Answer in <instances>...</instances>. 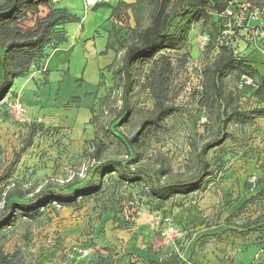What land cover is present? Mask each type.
<instances>
[{"label":"rangeland","instance_id":"1","mask_svg":"<svg viewBox=\"0 0 264 264\" xmlns=\"http://www.w3.org/2000/svg\"><path fill=\"white\" fill-rule=\"evenodd\" d=\"M78 1L73 0L70 7L78 9ZM229 1L233 3L232 24L223 36L237 54L264 66V16L248 20L247 12L235 7L246 6L245 0ZM45 13L42 10L39 17ZM140 19L143 25L148 24L146 12L141 13ZM33 20L29 18L26 26ZM130 20H122L118 27H134ZM178 22L173 19L172 23L175 26ZM207 41L204 28L194 25L187 48L181 52L189 54L187 65L176 70L173 82L175 112L140 164L155 170L167 168L169 174L162 182L191 178L197 170V150L214 135V127L199 113L194 95L200 90ZM175 56L178 54H172ZM120 57L121 53L118 60ZM100 76L93 112L86 120L74 100L60 107L64 97L61 94L56 98L57 76L51 75L49 83L44 73L32 80L27 75L15 81L12 93L0 104V178L7 175L0 184V199L1 192L14 183L34 196L48 185L56 192L75 177L84 179L86 168L92 164L84 156L87 144L100 137L101 127L119 120L116 114L121 106L120 87L105 69ZM70 79L63 83L67 94L71 90ZM142 83V74H137L130 117L119 127L127 137L138 130L145 112L151 109V99ZM78 90L77 87L75 91ZM247 98L241 101L244 110L255 106ZM101 100H106L108 106L103 112L98 108ZM69 107L75 110L71 115ZM68 120L76 125H61V121ZM227 132L231 136L208 153L213 175L203 191L176 197L156 211V203L141 185L120 186L114 175L108 176L97 194L69 206L50 207L39 223L26 220L6 231L5 252L19 251L25 264H150L148 259L157 264H248V248L264 245V229L255 226L246 233L232 231L240 232L237 226L255 223L256 218L264 219V196L242 210L231 208L243 193V182H255L262 176L264 119L244 128L229 126ZM84 183L85 180L62 194L76 192ZM19 204L24 203L11 198L5 208ZM2 206L0 203V209ZM215 227H221L223 232L196 242L187 259L186 252L199 232Z\"/></svg>","mask_w":264,"mask_h":264},{"label":"trees","instance_id":"2","mask_svg":"<svg viewBox=\"0 0 264 264\" xmlns=\"http://www.w3.org/2000/svg\"><path fill=\"white\" fill-rule=\"evenodd\" d=\"M54 1L0 0V104L12 93L16 80L35 72L42 73L51 54L67 42L64 27L80 22L67 9L53 8ZM133 1L132 4H119L112 9V15L116 17L121 10L129 11L134 27L117 28L113 24L105 47L106 51H112L115 55L105 70L111 73L114 84L120 87L121 106L116 114L119 120L105 124L100 128V137H94L87 144L84 156L92 164L85 170L84 185L76 192L62 194V191L82 183L83 180L78 177L56 192L51 191L48 185L36 195L29 196L15 183L1 192L0 264H25L19 251L12 254L5 252L6 231L26 220L31 224L39 223L45 210L50 207L69 206L78 199L97 194L105 177L114 175L120 186L141 185L142 190L156 203V211L176 197H187L203 191L213 175L208 153L231 136L227 132L229 126L244 128L258 119H264V74L252 65L247 56L237 54L234 46L223 36L229 30L228 25L232 24L233 3L229 0ZM245 2L250 9L264 13V0ZM101 7L107 5L96 4L91 10L96 11ZM235 7L241 10V6ZM42 10H46V13L39 17ZM143 11L147 13V25L141 23ZM29 18L34 20L26 26ZM173 19L179 20L175 26ZM198 24L204 28L208 41L205 65L200 71V90L194 95L197 97V109L214 127V135L197 150V170L191 178L162 182L169 174L167 168L161 166L155 170L140 164L151 144L166 130V123L175 112L173 82L176 70L187 65L189 54L181 52L187 48L192 27ZM172 54L178 56L172 57ZM137 74H142V87L148 92L152 104L138 130L127 137L119 127L130 117L132 87ZM246 96L255 102V106L244 110L241 101ZM105 101L99 102L101 112L106 106ZM92 112L93 108L90 109L91 115ZM261 163L262 176L255 182H243V193L231 209L242 210L264 196V158ZM6 179L7 175L0 178V184ZM11 198L24 204L11 205L6 209L5 205ZM254 222L239 225L237 228L240 232L232 233L253 231L255 226L264 229L263 218L261 221L256 218ZM222 232L221 227L199 232L186 252L187 259L196 242ZM148 261L157 264L152 259Z\"/></svg>","mask_w":264,"mask_h":264},{"label":"crops","instance_id":"3","mask_svg":"<svg viewBox=\"0 0 264 264\" xmlns=\"http://www.w3.org/2000/svg\"><path fill=\"white\" fill-rule=\"evenodd\" d=\"M73 0H55L53 8L67 9L71 14L80 19L79 23L68 24L64 27L67 35V42L55 50L45 63L44 73L48 83L51 81V75L57 76L59 88L56 90V98L59 99L62 94L63 107L70 101L77 102L83 120L90 117V109L94 106L96 91L100 79V72L112 63L115 55L112 51H106V43L108 34L114 24L117 28L121 25V21L131 17L129 11L121 10L115 17L112 15V9L119 4H132L133 0H100L99 4H106L107 7H101L96 11L88 12L82 8V0L78 1V9L74 10L70 7ZM130 20V19H129ZM132 22V18L130 20ZM259 72L264 74L263 65H255ZM41 72L30 74V80L39 77ZM76 77H72V74ZM78 77V78H77ZM72 79L71 90L68 94L65 92L63 83L65 80ZM21 79V78H20ZM18 79V80H20ZM70 79V80H71ZM77 83H80L76 86ZM88 84V85H86ZM61 86L63 89H61ZM77 87L80 89L75 91ZM82 102H85L84 106ZM84 107H82V106ZM77 106V105H75ZM67 107V106H66ZM65 108V107H64ZM67 109L69 114L74 113L73 110ZM63 110V108H61ZM90 119V118H89ZM61 125L66 127H74L76 123L71 120L61 121ZM78 125V124H77ZM249 182H252L249 180ZM229 191V189H226ZM250 259L248 264H264V245L254 244L248 248Z\"/></svg>","mask_w":264,"mask_h":264},{"label":"built area","instance_id":"4","mask_svg":"<svg viewBox=\"0 0 264 264\" xmlns=\"http://www.w3.org/2000/svg\"><path fill=\"white\" fill-rule=\"evenodd\" d=\"M100 0H82V4H83V8L84 10H88L93 8L96 4H99ZM247 12L248 15V19L249 20H258V18L260 17L261 14H263L262 16H264V13L259 12V10L257 9H250V7L248 5H244L241 8V11ZM228 15H230V13H228Z\"/></svg>","mask_w":264,"mask_h":264}]
</instances>
